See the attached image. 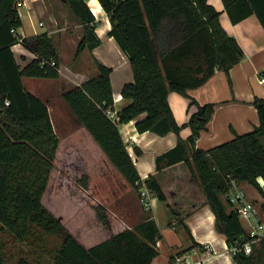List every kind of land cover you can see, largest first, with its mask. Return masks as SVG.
<instances>
[{
	"label": "trees",
	"instance_id": "trees-1",
	"mask_svg": "<svg viewBox=\"0 0 264 264\" xmlns=\"http://www.w3.org/2000/svg\"><path fill=\"white\" fill-rule=\"evenodd\" d=\"M222 1L232 22L254 12L264 28V0ZM14 2L0 0V229L11 237L0 238V264H150L159 252L157 240L162 236L152 215L85 246L43 203L59 137L47 102L29 91L22 77L56 78L60 57L48 33L22 35L17 31L22 20ZM64 2L83 26L76 52L98 45L97 21L86 0ZM99 2L109 18L107 34L127 55L131 66L133 80L121 88L126 102L115 111L112 68L96 59V74L64 88L60 97L135 189L140 175L119 124L134 119L139 132L163 135L174 131L176 143L156 154L155 168L184 161L214 213L215 227L224 234L235 264H264V238L252 241L248 253L233 249L250 237L238 212L232 207L227 210L221 197L228 194L231 178L247 181L263 198L259 208L264 217V97L253 99L258 123L251 130L235 132L232 138L207 149L195 143L208 129L215 102L199 103L188 89L203 84L217 69L231 82L229 70L243 56L237 39L222 26L220 11L208 0ZM16 42L34 53L24 66L12 51ZM170 91L188 99L189 114L182 123L173 115ZM109 111L114 112L112 116ZM184 126L190 128L185 137L180 134ZM133 148L137 154L142 152L136 144ZM145 182L159 200H166L153 174ZM227 199L232 206L229 196ZM167 206L176 217L174 225L189 233L180 212ZM97 215L106 220L101 208Z\"/></svg>",
	"mask_w": 264,
	"mask_h": 264
},
{
	"label": "crops",
	"instance_id": "crops-1",
	"mask_svg": "<svg viewBox=\"0 0 264 264\" xmlns=\"http://www.w3.org/2000/svg\"><path fill=\"white\" fill-rule=\"evenodd\" d=\"M86 2L96 18L95 30L101 41L92 49L84 47L77 53L83 26L71 13L67 3L64 0H25V5L28 7L27 13L31 14L33 19L35 16L38 17L39 25L45 24L42 32H46L52 37L60 57L59 75L56 78L22 77L25 87L47 102L50 116V102H55V98L57 99L61 90L80 84L95 75L97 72V67H94L96 66L95 59L112 68L111 84L115 111L126 102L121 95L122 85L133 80L127 55L119 48L114 38L107 34V30L110 28L107 13L99 0H86ZM208 2L220 11L219 17L222 26L237 39L243 50V56L229 70L231 82L223 70L217 69L203 84L188 89V93L194 96L199 103L215 102L208 129L202 131L195 142L197 147L203 149L232 138L235 132L251 130L258 123L257 109L253 104V99L255 96L264 97V81H259V77L264 78V28L259 17L253 12L237 22H232L222 0H208ZM19 15L22 20L20 7ZM23 24L22 20V25L17 28L20 34L41 33L37 28L29 33L25 30L21 31V28L24 29ZM104 35V39L108 42V48L103 45L102 37ZM11 48L21 66L34 57V53L20 42L12 44ZM168 100L176 121L178 123L186 121L189 114L188 99L179 92L170 91ZM194 108L193 106L191 109ZM81 127L91 136L83 125ZM119 128L140 177L146 179L149 174H153L166 195L165 201L152 195L151 206L148 209H144L141 205L140 213L142 215L139 219L146 215H152L162 234L161 238L157 240L159 252L150 264H171L175 260L181 264H235L224 234L215 227L214 213L209 204L205 202L200 185L191 174H185L189 169L187 164L184 161H178L164 166L160 170L155 168L156 154L171 148L176 143L175 132L170 130L163 135H157L150 130L139 132L135 128L134 119L120 123ZM189 133L188 126L180 130L183 137ZM86 138L92 141L94 148H97L96 153L102 154L107 163L116 170L93 137ZM134 144L141 148L140 154L135 152ZM116 172L121 181L119 184L127 185L120 173L117 170ZM103 174L106 176L105 169ZM258 179L262 183V178ZM240 184L246 186L244 187L246 194L259 207L263 200L259 191L247 181L240 182ZM78 190L83 192V189ZM44 194L45 191L42 201ZM66 194L67 196H63L70 197L74 206V211L67 218L62 213H55L50 204H45L44 201L43 203L61 218V221L85 246H90L137 221L129 223L124 216L112 217V219L106 216V220L102 221L98 218L96 211H87L83 199L73 196V191L70 190ZM55 196L52 194L50 201ZM221 197L225 202L226 209H230L228 194H222ZM167 203L172 207L179 206L181 208L183 211L181 216L190 234L183 228L174 225L176 217L169 210ZM125 215L131 219L134 214L125 212ZM244 227L246 230L245 225Z\"/></svg>",
	"mask_w": 264,
	"mask_h": 264
},
{
	"label": "rangeland",
	"instance_id": "rangeland-1",
	"mask_svg": "<svg viewBox=\"0 0 264 264\" xmlns=\"http://www.w3.org/2000/svg\"><path fill=\"white\" fill-rule=\"evenodd\" d=\"M19 7L24 23V29L21 28V31L25 30L29 33L37 28L42 32L45 24L39 25V18L35 16L33 19L31 14L27 13L28 7L25 4ZM104 37L105 35L102 37L103 45L108 48V42ZM50 111L59 142L49 184L43 197L44 203L50 204L55 213H62L67 218L74 211L73 200L63 195L67 196L66 193L71 190L73 196L83 199L84 206L89 212L92 210L97 213L98 208H101L110 219L124 216L129 223L138 220L142 215L138 189L132 188L129 184L124 186L119 184L121 182L119 174L107 163L102 154L96 153L97 148H94L92 141L86 138L91 136L75 120L60 94L57 99L55 98V102H50ZM145 156L147 157L148 154L146 153ZM103 168L106 170V176L103 174ZM187 171L185 174L190 175L189 169ZM240 187L244 192L246 191L244 188L246 186L240 184ZM78 189H83V192ZM52 194L56 196L50 201ZM245 196L250 199L246 192ZM174 208L182 214L183 211L179 206ZM125 212L134 215L130 219ZM0 238L11 240L10 235L2 229H0Z\"/></svg>",
	"mask_w": 264,
	"mask_h": 264
},
{
	"label": "built area",
	"instance_id": "built-area-1",
	"mask_svg": "<svg viewBox=\"0 0 264 264\" xmlns=\"http://www.w3.org/2000/svg\"><path fill=\"white\" fill-rule=\"evenodd\" d=\"M14 4L19 10V6L25 4V0H15ZM11 30L13 32L16 31L15 28ZM259 81L263 82L264 78L259 77ZM113 113V111H109L111 116ZM136 183L138 200L144 209H148L151 206L152 190L147 186L145 179L142 177ZM228 196L232 203L231 207L238 212L239 218L246 226V231L250 237L248 240L243 241L240 246H234L233 249L242 248L245 253H248L251 251L252 241L264 238V218L261 215L259 207L245 196V192L240 187L239 182L234 178L230 179ZM171 264L181 263L175 260Z\"/></svg>",
	"mask_w": 264,
	"mask_h": 264
}]
</instances>
